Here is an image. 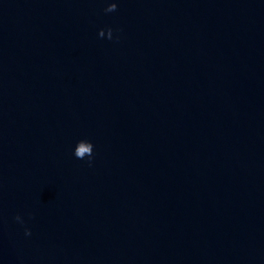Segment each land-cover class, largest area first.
Returning a JSON list of instances; mask_svg holds the SVG:
<instances>
[{
	"label": "clouds",
	"instance_id": "clouds-1",
	"mask_svg": "<svg viewBox=\"0 0 264 264\" xmlns=\"http://www.w3.org/2000/svg\"><path fill=\"white\" fill-rule=\"evenodd\" d=\"M104 11H105V13H111V12H115V11H117V3L112 2V3L108 4V6L104 9ZM104 32H105V30H104V29H101V30L99 31V36L101 37V36L103 35ZM107 33L109 34V39H112L113 29H112V28H108V29H107ZM87 151H89V147H88V146H85L84 144H80L79 148L77 149L76 156H77L78 158H80V157H82L83 154H84L85 152H87ZM92 155H93V154H92ZM92 155L89 157V162H91ZM20 218H21V217H20L19 215H17V216L15 217V219H16L17 221H19V222H20ZM21 223H22V222H21ZM30 234H31L30 231L26 229V231H25V235H30Z\"/></svg>",
	"mask_w": 264,
	"mask_h": 264
}]
</instances>
